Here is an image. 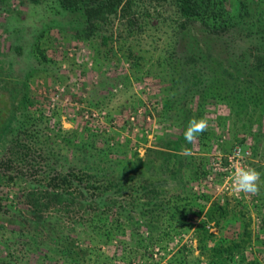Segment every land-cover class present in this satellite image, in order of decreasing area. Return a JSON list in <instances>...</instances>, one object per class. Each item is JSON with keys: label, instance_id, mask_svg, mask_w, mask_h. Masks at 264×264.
I'll list each match as a JSON object with an SVG mask.
<instances>
[{"label": "rangeland", "instance_id": "374dc122", "mask_svg": "<svg viewBox=\"0 0 264 264\" xmlns=\"http://www.w3.org/2000/svg\"><path fill=\"white\" fill-rule=\"evenodd\" d=\"M145 4L147 11L155 14L152 9L158 5L154 1ZM50 17L41 3L0 0V122L3 124L10 114L9 86L15 83L21 90L23 70L36 61L27 55L30 48L35 51L33 43L36 42L50 61L46 68L33 70L26 77L33 101L29 110L36 122L39 114L42 117V133L38 137L41 141L36 145L51 155V159H56L58 168L94 170L114 178L134 172L135 181L146 177L158 190L157 196L166 199L168 204L186 199L192 201L184 218L158 210L160 215L150 220L145 228L136 210L143 198L138 197L133 202L136 206H129L127 202L135 194L133 191L131 195L121 190L114 193L115 204L119 203L123 211L126 208V215L129 214L133 222L142 223L137 228L142 237L139 244L127 236L128 227L123 235L118 234L104 243L88 232L87 214L83 213L79 219L76 216L80 211L73 217L69 212L61 214L63 232L89 236L90 248L100 242L97 254L80 257L82 264H124L129 256H133L131 260H138V264H166L181 247L195 254V226L201 218L205 219L206 229L212 232L208 244L226 240L225 236L237 238L246 222L251 234L250 242L245 245L247 256L264 264V228L260 225L264 213V181L261 179L259 194L236 195L231 191L232 184L224 182L221 185L226 172L218 167L212 170L210 166L218 155L222 160V155L232 146L239 145L247 150V166L258 171L264 168V117L258 118V126L254 113L248 120V117L245 119L241 114L230 112L224 102L208 103L204 109V118L208 120L206 137L191 145V155H185L183 145L177 149L171 146L178 138L179 127L161 115V99L167 81L152 73L156 57L163 54L159 49L170 32L159 14L150 19L143 16L147 21L142 29L129 37H120L121 30L117 33V20L111 25L103 24L99 34L107 35L104 43H100L96 35L87 40L75 39L69 35L70 31H58L54 26L37 38L38 32L51 23ZM167 20L171 21L172 17ZM12 27L21 35L17 50L12 49ZM258 128L262 132L260 138L255 133ZM12 129L11 123L0 135V159L9 151ZM167 150L179 155L176 159L172 156L170 165L165 167L162 157ZM199 163L202 167L205 165L206 170L199 168L197 172ZM2 171L0 167V203L3 206L0 207V256L11 254L13 257L9 258L13 264H60L59 256L51 250L52 242L31 250L28 248L33 246L31 238L17 235L16 220H13L14 207L25 204L24 189L30 183L45 185L47 179L42 171L22 170L24 174L20 177L15 175L12 180H5ZM9 172L13 174L14 170ZM208 173L212 176L209 180ZM126 182L129 185L130 180ZM212 202L224 204L227 210L219 224L206 219L204 214ZM47 210V214L53 216V206ZM155 212L146 213V222Z\"/></svg>", "mask_w": 264, "mask_h": 264}, {"label": "trees", "instance_id": "16d2710c", "mask_svg": "<svg viewBox=\"0 0 264 264\" xmlns=\"http://www.w3.org/2000/svg\"><path fill=\"white\" fill-rule=\"evenodd\" d=\"M29 1L41 3L51 14V23L38 32L37 38L54 26L58 31H70L69 35L75 39L87 40L96 35L99 42L104 43L107 35L99 34L103 24L111 25L117 20V33L121 30L120 37H129L142 29L147 21L143 16L150 19L159 14L161 22L169 26L170 32L159 49L163 54L156 57L158 65L157 68L153 65L152 73L167 81L161 99V115L179 127L178 138L173 140L172 148L183 145L184 149H190L194 143H186L184 131L190 119L204 117L208 103L224 102L230 112L241 114L245 119L248 117V120L254 113L258 126L259 120L264 117V0ZM152 1L158 5V8L152 9L153 15L147 11L148 6L145 4ZM170 16L172 20L168 21ZM11 30L12 49L17 50L15 48L20 46L17 41L21 35L17 28L12 27ZM33 46L35 51L30 48L27 55L36 61L29 63L23 70L21 90L16 88L15 83L9 86L10 114L3 124L0 122V135L11 123L14 128L8 144L9 151L5 158L0 159L4 179L12 180L15 175L20 177L24 174L22 170L29 173L42 171L43 177L47 179L42 186L30 183L22 192L25 204L14 207L15 215H12L15 216L13 220H16V234H24L33 243V246L27 247L39 249V246L52 242L51 250L59 256L60 264H82L80 257L97 254L100 242L90 248L89 236L62 231L60 216L67 212L73 217L80 211L77 219L83 213L87 214L88 232L104 243L118 234L123 235L128 227L127 236L139 244L142 237L138 226L143 223L148 228L149 221L159 216L160 210L169 212V216L177 214L179 219L184 218L192 201L186 199L168 204L166 199L157 196L158 190L146 177H139L135 181L134 172L126 177L120 175L114 178L94 170L72 167L60 170L56 159H51V155L36 145L41 141L38 137L42 133V117L39 114L36 122L29 110L33 101L27 90L26 77L33 70L46 68L50 58L38 48L36 42ZM255 133L258 138L262 136L259 128ZM204 137V133L199 135L195 142H202ZM178 155V152L170 153L167 150L162 157L165 167L168 163L170 165L172 156L176 159ZM173 162L171 165H174ZM202 165L197 164V172L199 168L206 170L205 165ZM11 169L14 170L13 174L9 172ZM259 172L264 181V168H260ZM128 180L129 185L126 182ZM120 190L126 195H131L132 191L135 193L128 199L129 206H136L133 202L138 197L143 198L136 209L143 219L142 223L133 222L131 216L126 215V208L123 211L119 203L115 204L112 195ZM49 206H53V216L47 214ZM0 207H3L1 203ZM201 208L200 205L199 210ZM143 209H146L145 213ZM153 210H156L155 214L152 213L153 217L149 215L146 222L144 216ZM226 212L224 204L212 202L204 214L206 219H213L219 224L227 215ZM260 220L264 228V213ZM204 222L205 219L201 218L195 226L197 253L192 254L191 249L181 247L166 264H260L251 255L247 256L245 245L250 242L251 234L246 222L237 238L225 236L226 240L219 239L212 244H208L212 232L206 229ZM127 243L131 244L129 240ZM7 255L0 256V264H13L10 259L13 256L9 254L6 258ZM132 258L127 257L123 263L129 264Z\"/></svg>", "mask_w": 264, "mask_h": 264}, {"label": "clouds", "instance_id": "9594fccd", "mask_svg": "<svg viewBox=\"0 0 264 264\" xmlns=\"http://www.w3.org/2000/svg\"><path fill=\"white\" fill-rule=\"evenodd\" d=\"M208 129V120L204 117L199 119L192 118L184 131V139L186 143L192 144L198 139L199 135L203 134ZM185 155H191V152L183 149ZM261 187V173L250 166L240 164L235 167L231 191L236 194L257 195Z\"/></svg>", "mask_w": 264, "mask_h": 264}, {"label": "built area", "instance_id": "2783aa9c", "mask_svg": "<svg viewBox=\"0 0 264 264\" xmlns=\"http://www.w3.org/2000/svg\"><path fill=\"white\" fill-rule=\"evenodd\" d=\"M246 155L247 150H242L241 146L234 145L229 152L222 155V160L221 155H218L214 160L211 161L210 166L212 170L215 168L217 169L218 167V169H220L221 171L226 172V177L224 178L221 185H223L224 182H227L228 185L232 184L235 167L240 164H247V162L245 161ZM211 177V173H208V180L211 179ZM137 261L138 260H133L129 264H138L139 261Z\"/></svg>", "mask_w": 264, "mask_h": 264}]
</instances>
